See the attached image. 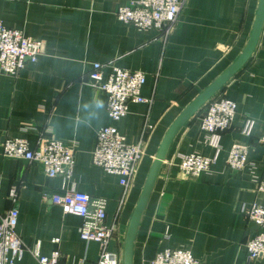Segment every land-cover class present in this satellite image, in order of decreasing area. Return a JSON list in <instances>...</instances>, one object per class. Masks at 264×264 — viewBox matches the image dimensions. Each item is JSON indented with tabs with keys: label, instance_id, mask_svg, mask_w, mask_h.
Returning <instances> with one entry per match:
<instances>
[{
	"label": "crops",
	"instance_id": "crops-1",
	"mask_svg": "<svg viewBox=\"0 0 264 264\" xmlns=\"http://www.w3.org/2000/svg\"><path fill=\"white\" fill-rule=\"evenodd\" d=\"M129 1L135 0H0V23L45 45L37 61H27L16 76L0 72V144L26 138L35 147L43 137L76 143L69 180L47 177L37 163L3 157L0 146V221L16 206L23 243L37 246L43 256L58 251L59 264H96L100 246L80 238V217L42 199V193L74 189L106 199L105 221L115 224L108 250L121 258L131 213L165 132L240 54L258 5V0H186L173 32L161 41L154 31L141 32L115 17L117 7ZM92 63H101L104 78L113 66L144 73L141 94L151 104L129 103L127 115L113 123L104 93L87 83ZM218 94L236 103L232 127L211 145L199 126L202 109L177 133L141 217L133 264H150L167 248L187 250L199 264H264L247 259L245 244L258 227L244 214L253 203L264 206V194L257 191L264 181V145L257 141L264 134V22L251 57ZM248 120L251 132L245 136ZM105 125H114L131 144L151 126L119 212V177L91 163L95 132ZM234 144L248 146L247 167L237 172L226 166ZM191 153L214 158L211 171L184 176L179 157ZM14 264L39 263L24 251Z\"/></svg>",
	"mask_w": 264,
	"mask_h": 264
},
{
	"label": "built area",
	"instance_id": "built-area-1",
	"mask_svg": "<svg viewBox=\"0 0 264 264\" xmlns=\"http://www.w3.org/2000/svg\"><path fill=\"white\" fill-rule=\"evenodd\" d=\"M186 0H135L118 6L115 17L124 23L132 24L141 32L154 31L161 41L173 32L180 11ZM43 40L25 36L20 30L11 29L0 23V72L16 76L27 61L36 62L44 53ZM87 83L95 90L104 93L106 110L110 120L116 123L128 113L129 103L151 104V98L141 94L145 74L141 71L111 68L103 77L101 63H92L87 74ZM199 126L209 135L210 144L215 146L220 133L231 129L236 114V103L220 94L212 97L203 107ZM151 126H145L140 139L135 144L128 143L114 125L99 127L95 132V146L91 153V163L107 174L117 175L122 187L118 203L119 212L133 186L138 165L145 153V135ZM251 122L245 123L241 133L249 136ZM264 145V134L257 139ZM1 154L6 158L20 159L37 163L47 177H60L69 180L75 169L74 141L63 142L53 137L40 138L31 147L26 138H6L1 144ZM248 146L234 144L227 156L226 166L232 172L247 167ZM215 159L198 153L180 155L179 170L186 177H198L211 171ZM16 187H11L9 198L15 200ZM257 191L264 194V181H259ZM42 199L58 205L65 213L81 218L79 236L85 241L99 244L96 264H121V258L108 250L114 239L115 224L106 223V199L92 197L74 189L62 193H42ZM246 218L256 224L258 232L245 244L247 259L264 260V206L253 203L245 209ZM18 209L12 205L0 221V264H14L24 251L31 253L39 264H59L60 254L53 251L48 256L40 255L38 247L28 248L16 232ZM150 264H199L187 250L164 249L158 251Z\"/></svg>",
	"mask_w": 264,
	"mask_h": 264
},
{
	"label": "water",
	"instance_id": "water-1",
	"mask_svg": "<svg viewBox=\"0 0 264 264\" xmlns=\"http://www.w3.org/2000/svg\"><path fill=\"white\" fill-rule=\"evenodd\" d=\"M263 22L264 0H258L251 32L240 54L181 110L165 132L129 219L123 240L121 264H133V247L137 229L173 139L184 124L194 117L212 97L217 95L222 87L248 61L257 45Z\"/></svg>",
	"mask_w": 264,
	"mask_h": 264
},
{
	"label": "clouds",
	"instance_id": "clouds-1",
	"mask_svg": "<svg viewBox=\"0 0 264 264\" xmlns=\"http://www.w3.org/2000/svg\"><path fill=\"white\" fill-rule=\"evenodd\" d=\"M98 106H102V105H98Z\"/></svg>",
	"mask_w": 264,
	"mask_h": 264
},
{
	"label": "trees",
	"instance_id": "trees-1",
	"mask_svg": "<svg viewBox=\"0 0 264 264\" xmlns=\"http://www.w3.org/2000/svg\"><path fill=\"white\" fill-rule=\"evenodd\" d=\"M203 109V108H202ZM202 109H201V111H202Z\"/></svg>",
	"mask_w": 264,
	"mask_h": 264
}]
</instances>
